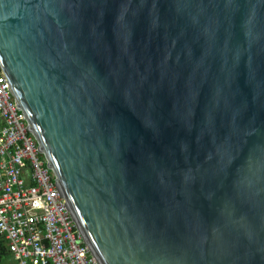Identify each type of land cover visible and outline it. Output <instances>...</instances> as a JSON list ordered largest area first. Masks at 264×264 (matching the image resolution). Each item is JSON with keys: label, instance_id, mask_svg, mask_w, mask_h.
<instances>
[{"label": "water", "instance_id": "obj_1", "mask_svg": "<svg viewBox=\"0 0 264 264\" xmlns=\"http://www.w3.org/2000/svg\"><path fill=\"white\" fill-rule=\"evenodd\" d=\"M0 78L101 264H264V0H0Z\"/></svg>", "mask_w": 264, "mask_h": 264}, {"label": "built area", "instance_id": "obj_2", "mask_svg": "<svg viewBox=\"0 0 264 264\" xmlns=\"http://www.w3.org/2000/svg\"><path fill=\"white\" fill-rule=\"evenodd\" d=\"M18 264H101L0 78V251Z\"/></svg>", "mask_w": 264, "mask_h": 264}, {"label": "crops", "instance_id": "obj_3", "mask_svg": "<svg viewBox=\"0 0 264 264\" xmlns=\"http://www.w3.org/2000/svg\"><path fill=\"white\" fill-rule=\"evenodd\" d=\"M0 264H18V262L8 251L2 250L0 251Z\"/></svg>", "mask_w": 264, "mask_h": 264}, {"label": "trees", "instance_id": "obj_4", "mask_svg": "<svg viewBox=\"0 0 264 264\" xmlns=\"http://www.w3.org/2000/svg\"><path fill=\"white\" fill-rule=\"evenodd\" d=\"M1 248H2V250H4L3 247H1ZM2 250H1V251H2Z\"/></svg>", "mask_w": 264, "mask_h": 264}]
</instances>
